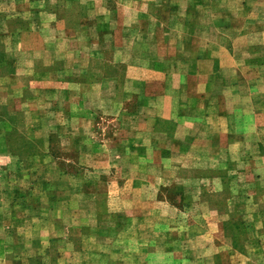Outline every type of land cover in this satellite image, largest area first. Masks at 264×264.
Returning <instances> with one entry per match:
<instances>
[{
  "label": "crops",
  "instance_id": "obj_1",
  "mask_svg": "<svg viewBox=\"0 0 264 264\" xmlns=\"http://www.w3.org/2000/svg\"><path fill=\"white\" fill-rule=\"evenodd\" d=\"M55 136L93 206L52 205ZM3 179L13 264H264V0H0Z\"/></svg>",
  "mask_w": 264,
  "mask_h": 264
},
{
  "label": "rangeland",
  "instance_id": "obj_2",
  "mask_svg": "<svg viewBox=\"0 0 264 264\" xmlns=\"http://www.w3.org/2000/svg\"><path fill=\"white\" fill-rule=\"evenodd\" d=\"M62 141H64L66 143V139H62L59 136H55L53 137V151H52V155L49 157V162L50 164H52L53 166L50 168H47V172H46V178L49 180H53V181H57L58 179H60L59 175L63 172L66 171L68 172V175L66 177V182H64L65 184H63L64 186V193L66 192L67 194L65 196H61L58 197L56 194L54 196V203H52L53 206H56L58 203L61 202V200L67 201L64 202L63 204H58V210L60 214H63L65 212H72V210H77L78 207L79 208H88L89 206H93V202L89 199H83V198H79L78 196H73V194L76 192V189H80L81 187L84 186V183L82 182H76V180H74L75 178L71 176V174H80L82 177H84L87 181H93L95 179V177H98L99 174H107L104 173L102 170L99 169H93V168H87L85 166H81L78 163L74 164L72 167H66L64 165H66V161L65 159H72V161H78L82 158V153H77L75 151H64L62 149ZM72 163V162H71ZM39 170V169H38ZM97 175V176H96ZM108 175V174H107ZM3 183H5L4 179L2 181V183H0L2 185L3 188ZM67 183V184H66ZM12 184H15V187H18L19 185L21 187H24L22 185V182L20 184V181L16 178L12 180ZM27 185V183H25ZM86 186L90 187V190L92 189V187H94L95 189H98V186H93L92 184H88L85 182ZM182 185H173V184H168L166 186H164L162 188V190L160 191V194L165 197V196H170L172 199L176 200L177 202L179 201V198L182 197V190H181ZM102 188V187H101ZM48 191H51V189H47ZM101 191V189H98ZM105 190V189H104ZM59 189L54 190V192L59 193ZM15 190L13 191L12 186L9 187V189L7 191L4 192V188L3 190H0V202L2 203L1 208L3 207L4 209L9 207L10 205V201L9 198L13 195V193L15 194ZM199 200H195L192 199L188 202H183L186 203L185 205L190 208L191 212H192V217H188L189 218H193L192 223H194V226L196 227V231L195 232H202V230L205 229L204 225H205V216H202L203 214H201L203 207L202 205H200V203H198ZM100 202V200L98 201ZM104 202V201H103ZM57 210V212H58ZM71 219V218H70ZM70 219H66L67 222H71ZM37 221L39 222V220L37 219ZM76 222V220H75ZM151 223H153L154 221H150ZM7 224V223H6ZM28 227V226H27ZM24 235H25V239L29 240V237L31 239V237L36 236V231H24ZM23 234V233H22ZM55 233H53L54 235ZM8 233H4V232H0V237L1 238H6L7 240H11V236L10 238L8 237ZM11 235V234H10ZM22 236V235H21ZM29 236V237H28ZM0 238V240H1ZM59 239V238H58ZM58 241H56L55 243H57ZM8 243H12V242H8ZM24 245L21 247H16L13 250L11 248H4L3 246L0 247V264H13L12 261H9L11 259H15L22 256L21 258L23 259V257H26V254H30V250H36L37 248H33L32 246H28V243L23 242ZM59 243V242H58ZM57 243V244H58ZM76 241L74 239V242L72 243V245H70L69 248L65 247L66 250H62L63 253H67V255H70V253L72 252V248H74V246L76 245ZM33 249H32V248ZM56 251L59 253V255L61 254L59 252L58 249H56ZM62 257L61 255L58 257V259ZM22 264H29L28 262H24Z\"/></svg>",
  "mask_w": 264,
  "mask_h": 264
}]
</instances>
